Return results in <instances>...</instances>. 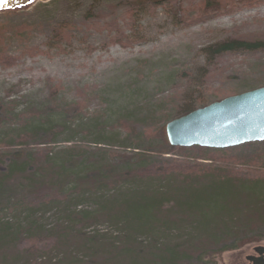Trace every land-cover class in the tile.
I'll return each mask as SVG.
<instances>
[{
	"label": "rangeland",
	"instance_id": "1",
	"mask_svg": "<svg viewBox=\"0 0 264 264\" xmlns=\"http://www.w3.org/2000/svg\"><path fill=\"white\" fill-rule=\"evenodd\" d=\"M203 1L181 0L180 6L171 1L155 8L154 0H148L132 22L120 20L112 32L105 26L120 19L127 0H39L0 11V26L7 28L0 43V163L13 152H28L35 163H43L45 151L62 158L57 150L73 147L68 153L83 162L125 152L159 154L166 147L158 133L168 123L165 117L175 113L181 95H203L212 104L263 88L264 51L226 53L213 64L201 51L228 39H264V0L253 8H233L234 0H224L229 13L194 25L175 22L196 16ZM94 23H99L98 29ZM61 25L70 26L68 45L53 40ZM119 38L135 42L102 49ZM33 49L49 54L28 55ZM55 87H60L56 95ZM126 122L133 124L135 134H124L120 125ZM103 131L106 136L100 138ZM200 149L172 148L167 157L194 160L205 155ZM223 151L209 155L245 175L264 173V142ZM45 190L39 188L36 197ZM1 192L0 220L23 223L27 214L13 208L17 189L9 185ZM59 216L53 210L36 219L43 217L41 222L53 228ZM88 232L117 238L107 224ZM257 246L264 242L225 253L216 263L246 264L245 257Z\"/></svg>",
	"mask_w": 264,
	"mask_h": 264
},
{
	"label": "trees",
	"instance_id": "2",
	"mask_svg": "<svg viewBox=\"0 0 264 264\" xmlns=\"http://www.w3.org/2000/svg\"><path fill=\"white\" fill-rule=\"evenodd\" d=\"M146 1L127 0V10L120 19L105 28L112 32L118 21L132 22ZM171 1L180 6L181 0H154L152 7L165 8ZM223 1L204 0L196 16L177 18L175 22L194 25L229 13ZM234 1L233 8L238 4L253 8L262 2ZM93 27L98 29L99 23ZM6 29L0 26V43ZM69 30V25L59 26L54 31V42L68 45ZM134 42L119 38L102 49L112 44L126 47ZM61 47L58 46L62 51ZM238 51H264V39H228L201 52L206 62L213 64L218 57ZM27 54L34 57L49 52L33 49ZM59 90L55 87L53 94ZM77 105L80 104L73 106ZM208 105L203 95H181L175 113L165 119L169 122ZM165 126L158 134L166 149L159 154L125 152L118 157L83 162L68 153L75 150L73 147L68 152L57 150L62 158L45 151L43 163H35L28 152H13L6 157L0 163V197L6 186L17 189L13 208L27 216L18 224L0 220V263L217 264L216 259L225 253L264 242V173L245 175L243 170L209 155L223 150L201 148L205 155L194 160L167 157L173 147L167 141ZM120 127L127 136L136 133L129 122ZM104 136L103 131L99 137ZM13 176L11 182L9 178ZM39 188L47 193H39L37 198ZM82 206L84 209L78 210ZM53 210L60 213L55 227L47 228L41 222L43 217L36 219ZM97 224L113 227L117 238L88 232Z\"/></svg>",
	"mask_w": 264,
	"mask_h": 264
},
{
	"label": "water",
	"instance_id": "3",
	"mask_svg": "<svg viewBox=\"0 0 264 264\" xmlns=\"http://www.w3.org/2000/svg\"><path fill=\"white\" fill-rule=\"evenodd\" d=\"M39 0H8L0 11ZM165 134L173 148L225 150L264 142V87L214 102L168 122ZM264 256V246L257 248Z\"/></svg>",
	"mask_w": 264,
	"mask_h": 264
},
{
	"label": "flooded vegetation",
	"instance_id": "4",
	"mask_svg": "<svg viewBox=\"0 0 264 264\" xmlns=\"http://www.w3.org/2000/svg\"><path fill=\"white\" fill-rule=\"evenodd\" d=\"M259 247H254L253 254L245 257L246 264H264V256H260L257 250Z\"/></svg>",
	"mask_w": 264,
	"mask_h": 264
},
{
	"label": "snow or ice",
	"instance_id": "5",
	"mask_svg": "<svg viewBox=\"0 0 264 264\" xmlns=\"http://www.w3.org/2000/svg\"><path fill=\"white\" fill-rule=\"evenodd\" d=\"M8 4V0H0V7H6Z\"/></svg>",
	"mask_w": 264,
	"mask_h": 264
}]
</instances>
